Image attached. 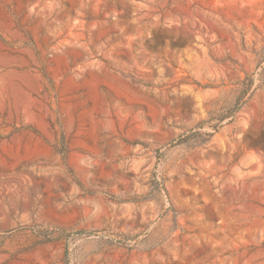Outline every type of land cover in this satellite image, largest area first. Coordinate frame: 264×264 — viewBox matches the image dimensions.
Here are the masks:
<instances>
[{
  "label": "rangeland",
  "instance_id": "rangeland-1",
  "mask_svg": "<svg viewBox=\"0 0 264 264\" xmlns=\"http://www.w3.org/2000/svg\"><path fill=\"white\" fill-rule=\"evenodd\" d=\"M0 264H264V0H0Z\"/></svg>",
  "mask_w": 264,
  "mask_h": 264
}]
</instances>
